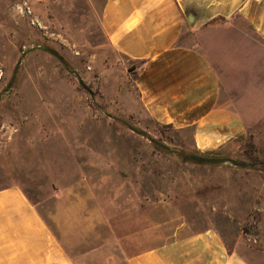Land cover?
Returning a JSON list of instances; mask_svg holds the SVG:
<instances>
[{"label": "rangeland", "instance_id": "rangeland-1", "mask_svg": "<svg viewBox=\"0 0 264 264\" xmlns=\"http://www.w3.org/2000/svg\"><path fill=\"white\" fill-rule=\"evenodd\" d=\"M104 2L0 0V190L19 187L65 249L94 264H123L181 224L264 254V108L245 111L239 150L197 152L189 131L144 113L136 64L101 29Z\"/></svg>", "mask_w": 264, "mask_h": 264}, {"label": "crops", "instance_id": "crops-1", "mask_svg": "<svg viewBox=\"0 0 264 264\" xmlns=\"http://www.w3.org/2000/svg\"><path fill=\"white\" fill-rule=\"evenodd\" d=\"M100 22L109 45L136 64L139 102L152 122L189 131L199 153L244 146L245 111L264 108V0H105ZM95 260L69 253L19 187L0 190V264ZM123 264H264V254L243 255L214 229L191 233L181 224Z\"/></svg>", "mask_w": 264, "mask_h": 264}, {"label": "water", "instance_id": "water-1", "mask_svg": "<svg viewBox=\"0 0 264 264\" xmlns=\"http://www.w3.org/2000/svg\"><path fill=\"white\" fill-rule=\"evenodd\" d=\"M48 51L51 52L53 55H55L61 61V59L57 56L56 53H54L52 50H48ZM19 63H20V60L17 66L19 65ZM77 80L81 88L85 90L90 96H92L91 90L83 83V81L80 78H78ZM191 159L199 163H202V164H216V165L217 164H233L235 167L248 168L247 164H243L241 162H235L234 160L229 159V158L206 159V158H201V157H191Z\"/></svg>", "mask_w": 264, "mask_h": 264}]
</instances>
